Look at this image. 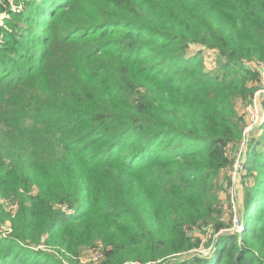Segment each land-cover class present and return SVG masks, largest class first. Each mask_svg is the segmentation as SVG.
Segmentation results:
<instances>
[{
	"label": "trees",
	"instance_id": "trees-1",
	"mask_svg": "<svg viewBox=\"0 0 264 264\" xmlns=\"http://www.w3.org/2000/svg\"><path fill=\"white\" fill-rule=\"evenodd\" d=\"M6 12L33 29L0 26L18 47L0 43V198L17 207L0 264H264V125L240 232L216 193L244 139L238 102L261 88L264 0H0Z\"/></svg>",
	"mask_w": 264,
	"mask_h": 264
},
{
	"label": "rangeland",
	"instance_id": "rangeland-1",
	"mask_svg": "<svg viewBox=\"0 0 264 264\" xmlns=\"http://www.w3.org/2000/svg\"><path fill=\"white\" fill-rule=\"evenodd\" d=\"M11 3V8L13 11H18L20 9H26L29 7V4L32 0H19V5H14L12 0H9ZM33 7V5H32ZM0 17V26H3L9 30L13 29L15 23L19 27L26 31L27 29H33L32 21L25 22L23 17L20 18L13 17L12 23L9 25L6 20H9L11 15L7 12L2 14ZM33 33H26L27 36H30ZM37 35V34H35ZM0 43L2 46L7 47L10 51L17 49V43L14 41V36H0ZM33 46L30 42L25 44L26 47ZM196 49L190 50L194 52ZM205 58L209 60V63H205L208 70H213L217 72L220 69V64L224 63V60H221L220 56L216 53L206 54ZM214 63H211V62ZM259 66V67H258ZM258 70L261 72V88L255 94L253 102L248 101L246 103L238 102L239 114L244 117V122L246 124V135L242 143L237 147L233 152V163L232 166L222 173L221 177L217 180L216 193H218L220 198V207L222 209V221L229 228L230 232H240L242 230V213L245 208V195L251 189L253 181L245 177L247 174L246 164L247 157L244 155L246 149L248 148V142L252 137H261L262 129L264 125V63L257 65ZM17 210V207L14 206L12 202L5 201L0 198V233L3 237L10 235V225L9 222L10 216ZM205 231V233H204ZM200 235L202 239L201 248L199 251L195 252L203 258H208L213 256V251L216 245L214 241L213 229L205 230ZM226 231V230H223ZM217 238V237H216ZM215 238V239H216ZM49 253H53L52 250H46ZM82 260L86 262L96 261L99 258L98 250L90 249L83 250Z\"/></svg>",
	"mask_w": 264,
	"mask_h": 264
},
{
	"label": "built area",
	"instance_id": "built-area-1",
	"mask_svg": "<svg viewBox=\"0 0 264 264\" xmlns=\"http://www.w3.org/2000/svg\"><path fill=\"white\" fill-rule=\"evenodd\" d=\"M246 130H247V129H246ZM246 130H245V134H244V135H246V133H247ZM244 153H245V152H244ZM10 232H11V229H10Z\"/></svg>",
	"mask_w": 264,
	"mask_h": 264
}]
</instances>
